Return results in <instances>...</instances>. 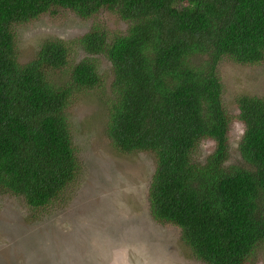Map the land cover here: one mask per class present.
<instances>
[{
  "label": "trees",
  "instance_id": "trees-1",
  "mask_svg": "<svg viewBox=\"0 0 264 264\" xmlns=\"http://www.w3.org/2000/svg\"><path fill=\"white\" fill-rule=\"evenodd\" d=\"M61 9L83 19L107 11L128 30L44 40L20 63L17 29ZM75 47L112 65L113 147L155 157L153 220L180 229L204 264H250L264 245V96L235 99L248 167L227 164L232 116L219 68L264 64V0H0V195L33 210L66 196L81 172L67 110L101 78L95 59L71 66ZM206 140L215 148L201 162Z\"/></svg>",
  "mask_w": 264,
  "mask_h": 264
},
{
  "label": "rangeland",
  "instance_id": "rangeland-1",
  "mask_svg": "<svg viewBox=\"0 0 264 264\" xmlns=\"http://www.w3.org/2000/svg\"><path fill=\"white\" fill-rule=\"evenodd\" d=\"M95 26L121 35L128 30L107 11L83 19L61 9L17 29L20 63L32 61L44 40H75ZM72 49L71 66L95 59L101 78L98 88L76 93L67 110L81 172L66 196L42 210L29 208L21 198L0 195V264H204L184 245L180 229L157 223L150 215L154 155L122 154L106 135L111 63L78 47ZM219 73L232 116L227 164L248 167L239 151L244 127L235 99L244 93L264 96V64L224 60ZM56 77L60 82L63 74ZM214 148L212 141L201 143L199 160L204 162ZM250 264H264V245Z\"/></svg>",
  "mask_w": 264,
  "mask_h": 264
}]
</instances>
